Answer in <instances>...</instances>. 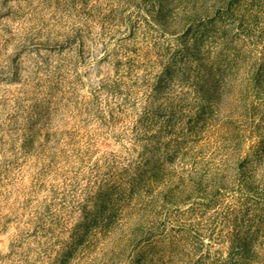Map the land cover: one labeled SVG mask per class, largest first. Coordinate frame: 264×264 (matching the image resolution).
<instances>
[{
	"label": "rangeland",
	"instance_id": "obj_1",
	"mask_svg": "<svg viewBox=\"0 0 264 264\" xmlns=\"http://www.w3.org/2000/svg\"><path fill=\"white\" fill-rule=\"evenodd\" d=\"M0 264H264V0H0Z\"/></svg>",
	"mask_w": 264,
	"mask_h": 264
}]
</instances>
